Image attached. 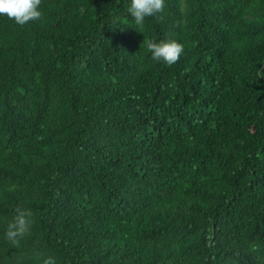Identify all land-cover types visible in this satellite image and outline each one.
<instances>
[{"label": "trees", "instance_id": "1", "mask_svg": "<svg viewBox=\"0 0 264 264\" xmlns=\"http://www.w3.org/2000/svg\"><path fill=\"white\" fill-rule=\"evenodd\" d=\"M130 3L0 15V264H264V0Z\"/></svg>", "mask_w": 264, "mask_h": 264}, {"label": "clouds", "instance_id": "2", "mask_svg": "<svg viewBox=\"0 0 264 264\" xmlns=\"http://www.w3.org/2000/svg\"><path fill=\"white\" fill-rule=\"evenodd\" d=\"M42 0H0V15L7 16L14 20L18 25L42 18L40 5ZM165 0H131L128 12L134 19L137 26L142 27L146 18L163 13ZM183 10V4H181ZM148 51L151 53V59L157 62L163 61L171 66L178 62L184 51L182 43L175 39L169 40H148L144 41ZM264 75V72L261 73ZM33 212L30 209L18 208L14 219L8 224L5 232L6 239L15 247L20 246V241L30 235L33 225ZM43 264H56L54 257H47Z\"/></svg>", "mask_w": 264, "mask_h": 264}]
</instances>
